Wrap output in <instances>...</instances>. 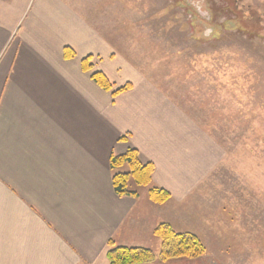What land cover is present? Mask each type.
Returning <instances> with one entry per match:
<instances>
[{
  "label": "crops",
  "instance_id": "1",
  "mask_svg": "<svg viewBox=\"0 0 264 264\" xmlns=\"http://www.w3.org/2000/svg\"><path fill=\"white\" fill-rule=\"evenodd\" d=\"M110 2L0 0V264H110V241L154 251L161 224L208 244L189 220L207 230L214 216L175 209L206 192L226 152L165 84L112 47ZM130 150L153 166L152 180L131 179L138 197H120L110 161ZM154 188L170 195L165 205L150 199Z\"/></svg>",
  "mask_w": 264,
  "mask_h": 264
},
{
  "label": "rangeland",
  "instance_id": "2",
  "mask_svg": "<svg viewBox=\"0 0 264 264\" xmlns=\"http://www.w3.org/2000/svg\"><path fill=\"white\" fill-rule=\"evenodd\" d=\"M110 5L111 28L104 32L112 47L136 70L165 84L226 152L204 183L206 192L175 209L178 215L214 216V228L207 230L197 218L189 220L206 234L207 246L190 232L206 251L166 264H264V0ZM160 251L154 248L157 258Z\"/></svg>",
  "mask_w": 264,
  "mask_h": 264
},
{
  "label": "trees",
  "instance_id": "3",
  "mask_svg": "<svg viewBox=\"0 0 264 264\" xmlns=\"http://www.w3.org/2000/svg\"><path fill=\"white\" fill-rule=\"evenodd\" d=\"M72 57V55H70ZM86 70L92 71L93 66L86 61ZM94 82L102 89L110 91L113 86L101 74L94 73L92 75ZM127 88V87H126ZM126 89H121L124 91ZM111 168L114 171L113 185L118 196L138 197V194L129 189V182L133 179L139 186H148L151 183L153 175V166L148 164L142 165L139 160V154L135 150H130L126 154L111 157ZM128 167V173L118 172L123 167ZM150 199L155 204H164L170 199V195L163 190L154 188L150 190ZM154 234L161 241V251L157 258L151 249L145 248H128L116 247L113 241L108 244L106 252L107 259L110 264H150L156 260L168 262L171 260L187 259L197 257L206 250L204 245L197 236L190 233H177L168 224L159 225Z\"/></svg>",
  "mask_w": 264,
  "mask_h": 264
}]
</instances>
